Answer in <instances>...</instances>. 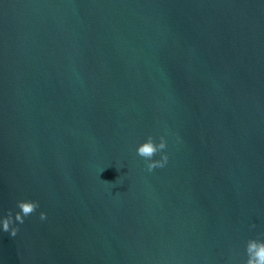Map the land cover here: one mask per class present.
<instances>
[{"label":"water","instance_id":"1","mask_svg":"<svg viewBox=\"0 0 264 264\" xmlns=\"http://www.w3.org/2000/svg\"><path fill=\"white\" fill-rule=\"evenodd\" d=\"M253 239L264 0H0V264H245Z\"/></svg>","mask_w":264,"mask_h":264},{"label":"clouds","instance_id":"2","mask_svg":"<svg viewBox=\"0 0 264 264\" xmlns=\"http://www.w3.org/2000/svg\"><path fill=\"white\" fill-rule=\"evenodd\" d=\"M166 141L163 136L160 137V142L157 144L154 142L153 137L149 136L147 142L141 144L137 148V154L142 157L147 163L148 171H152L157 167H164L168 161V156L162 155L161 159L158 161L153 160V157L166 149ZM17 207L20 209L19 212L15 214V222L20 224L24 223V218L33 214L39 207V204L34 201H19ZM40 219H46L45 213H40ZM13 215L11 212L8 213L7 217L2 221V229L4 232L9 233L12 237L17 235L19 229L13 227ZM246 255L247 260L245 264H264V242L259 240H249L246 244Z\"/></svg>","mask_w":264,"mask_h":264}]
</instances>
